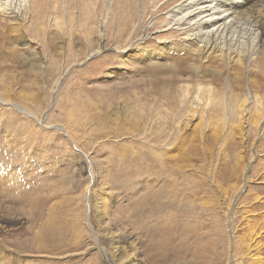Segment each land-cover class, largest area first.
<instances>
[{
  "label": "rangeland",
  "instance_id": "obj_1",
  "mask_svg": "<svg viewBox=\"0 0 264 264\" xmlns=\"http://www.w3.org/2000/svg\"><path fill=\"white\" fill-rule=\"evenodd\" d=\"M179 2L0 12V264H264L263 57Z\"/></svg>",
  "mask_w": 264,
  "mask_h": 264
},
{
  "label": "bare ground",
  "instance_id": "obj_2",
  "mask_svg": "<svg viewBox=\"0 0 264 264\" xmlns=\"http://www.w3.org/2000/svg\"><path fill=\"white\" fill-rule=\"evenodd\" d=\"M8 2L0 0V12L11 11L19 17L29 4V0ZM167 16L175 26H167V30H182L186 34L182 37L194 43L190 47L193 51L202 49L211 54L217 50L222 56L232 52L239 61L246 60L251 53L263 57L264 62V0H181ZM243 16L255 23L248 19L238 22L240 29L233 26ZM236 37L239 39L235 40ZM105 210L104 205L101 211L104 215Z\"/></svg>",
  "mask_w": 264,
  "mask_h": 264
}]
</instances>
